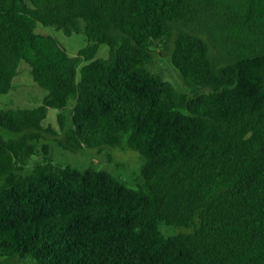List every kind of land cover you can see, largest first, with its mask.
I'll list each match as a JSON object with an SVG mask.
<instances>
[{"label": "trees", "instance_id": "obj_1", "mask_svg": "<svg viewBox=\"0 0 264 264\" xmlns=\"http://www.w3.org/2000/svg\"><path fill=\"white\" fill-rule=\"evenodd\" d=\"M155 42L186 92L150 70ZM22 62L48 95L0 113V264H264V0H0V96ZM47 138L135 151L142 181L54 164Z\"/></svg>", "mask_w": 264, "mask_h": 264}, {"label": "rangeland", "instance_id": "obj_2", "mask_svg": "<svg viewBox=\"0 0 264 264\" xmlns=\"http://www.w3.org/2000/svg\"><path fill=\"white\" fill-rule=\"evenodd\" d=\"M35 33L52 36L58 43L66 49V52L70 56H76L80 50H83L88 46L87 37L83 32L72 34L70 36L65 35L62 31H58L53 26H43L41 24L35 27ZM173 44L170 43L168 48H165L161 42H155L153 49L155 53L154 62L150 66V70L155 74L162 77L163 80L171 82V84L179 92H186L187 89L180 80V75L173 67L170 61V55L173 51ZM109 53L108 46L104 44L100 46L99 52H97L96 58H107ZM30 66L22 62L20 65L19 73L13 80L12 89L0 96V113L6 109H28L36 108L42 105L44 97L48 95V92L39 87L31 75ZM79 78V75H78ZM207 93V90L202 91ZM58 115L59 111L56 108H48V116L42 122L44 128L53 127L59 131L58 128ZM0 135L4 139H15L16 134L9 132V130L0 127ZM44 143L48 144L50 150V159L53 160L54 164L60 165H73L78 169H87L93 166L100 167L109 173L119 176L122 180L131 188H137L138 184L142 181L140 177V168L142 166V160L139 153L131 150L123 149V147H111L107 146L102 148L101 152L96 148L84 149L79 153H73L61 149L56 142L47 138L38 145L40 149ZM43 159V154L38 152L31 160V166L35 165L38 161ZM1 181V179H0ZM162 231L166 232L167 235L178 234L185 230L180 227L167 228L165 225L161 227ZM2 259H0V262ZM9 264H20L18 259L10 262Z\"/></svg>", "mask_w": 264, "mask_h": 264}]
</instances>
